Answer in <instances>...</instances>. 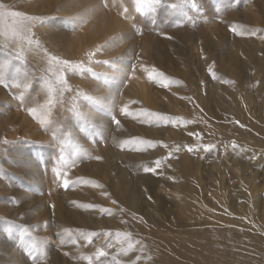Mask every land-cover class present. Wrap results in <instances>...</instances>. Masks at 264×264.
Here are the masks:
<instances>
[{
  "label": "rangeland",
  "instance_id": "1",
  "mask_svg": "<svg viewBox=\"0 0 264 264\" xmlns=\"http://www.w3.org/2000/svg\"><path fill=\"white\" fill-rule=\"evenodd\" d=\"M0 4V264H113L135 254L140 241L122 252L141 237L124 223L130 193L148 232L192 242L204 228L237 229L264 242V0H159L144 13L135 0ZM93 36L95 49L117 38L90 61ZM41 48L85 70L50 63ZM114 58L115 68L96 63ZM48 82L57 89L50 107ZM246 107L256 137L245 143L230 132ZM143 111L171 122L150 123Z\"/></svg>",
  "mask_w": 264,
  "mask_h": 264
},
{
  "label": "bare ground",
  "instance_id": "2",
  "mask_svg": "<svg viewBox=\"0 0 264 264\" xmlns=\"http://www.w3.org/2000/svg\"><path fill=\"white\" fill-rule=\"evenodd\" d=\"M98 36H101V34H97L96 38ZM96 38L95 36L91 38L90 49H95ZM248 108L246 107L247 111ZM241 112L242 109L240 110V118L235 125L237 132L230 133L246 143L251 138L256 137L252 135L249 129V126L255 125V120L251 117L249 111L248 117H243ZM261 120L264 122V118H261ZM130 198L131 193L124 198L123 202L126 212L124 223L132 234L142 238H131L128 243L140 241L142 247L135 250V254L124 257L121 264H132L133 261H135V264H141V261L145 259L154 260L158 264H193L194 260L199 264H264V242L262 239L257 236L246 235L237 229L224 231V233H206L204 228V234H201L198 238L196 237L192 242L183 238L167 236L160 232H148V229L136 217V213L141 210V207L137 206L134 209H129ZM131 200L133 204L136 203L134 197ZM112 229L113 231L117 230V224H114ZM198 240L202 242L200 246L196 244L199 242ZM117 250L118 248L112 250L113 256L117 253ZM137 256L140 257L139 260L136 259ZM82 264L85 263L82 261Z\"/></svg>",
  "mask_w": 264,
  "mask_h": 264
},
{
  "label": "snow or ice",
  "instance_id": "3",
  "mask_svg": "<svg viewBox=\"0 0 264 264\" xmlns=\"http://www.w3.org/2000/svg\"><path fill=\"white\" fill-rule=\"evenodd\" d=\"M136 2V11L138 13H144L146 11V8L145 6H147V10H154V6L159 3V0H135ZM105 6H107V0H105ZM173 7H175V5H173ZM5 8V5L3 4H0V9H4ZM95 9H89L87 10L88 12H93ZM125 12L127 11V9L125 8L124 10ZM9 15H11L12 17H19V16H23L24 19L26 20H36V19H42V18H37V17H29V16H26L24 14H21V13H18V12H11V13H8ZM4 15L3 12H0V16ZM72 21H73V30H75V22L77 21H81L82 20V17L81 16H77V17H72L70 18ZM235 30V29H233ZM14 35H18V33H13ZM117 37H113V38H110V41H107L105 42L104 45L102 46H98L95 50L93 51H90L87 53V56H88V59L91 61L92 58L96 55L97 52H99L101 50V48H106V47H109L110 43H111V39H116ZM20 39L23 41V40H26L27 41V44L28 45H35L37 48H40V42L36 39H33L31 36H20ZM41 51H43L47 56H48V59H49V62L50 63H55V64H58V65H62L64 68H67V69H75V70H80V71H84L85 70V67H84V62L83 61H80V62H77V63H73L72 61H69V60H62L61 58L57 57V56H54V55H51L47 52V49H42L41 48ZM22 59V55L20 57ZM118 58H114L113 60H110V61H96V63H103V64H107L109 65L110 67H113L115 68L116 67V60ZM143 67V66H142ZM88 71H91V69H88ZM155 71V70H153ZM104 76V80L102 81L103 83H108V75L105 73V74H102ZM160 74L159 73H156V76L158 77ZM149 78H154L153 77V73H149ZM0 83H4L5 84V87H8V84L5 83L4 79L3 78H0ZM57 83L59 85H64L66 86L67 84V81H66V78H65V74L63 72V70L60 71V73L58 74L57 76ZM17 87L19 85H16ZM167 86V85H165ZM27 87V85H26ZM47 89H48V94H49V100L47 102V107H50L53 103H54V99H53V95L54 93L57 91L56 88L53 87V85L51 84V82H48L47 83ZM22 95H21V99H22ZM83 99L85 101H88V102H91V103H96V104H102L105 102V98L104 97H94L92 95H89L87 93L84 94L83 96ZM29 111L35 115L36 112H37V109L33 108V109H29ZM122 111H125L127 112V105H125L123 108H122ZM143 115L147 116L149 119H148V122H153V120H155L156 122H160V121H163L165 123H168V122H171L170 118L165 116V115H162L160 113H154V112H147V111H143L142 112ZM117 124H119V121H115ZM40 123L42 125H45V124H48L50 123L49 119H48V116H44L40 119ZM5 143H7V141H5ZM143 143H149L148 141H143ZM235 146V145H233ZM204 149L206 151H211L215 146L212 145V144H207V145H204L203 146ZM193 149L192 148H189L188 151H192ZM62 151V150H61ZM96 159H101V157L97 156L95 157ZM61 161L64 162V163H67V161L64 160V157L63 155H61L60 157ZM156 164V167L155 168H152V167H146L144 170L147 171V172H154L156 171L157 168L160 167V161H156L155 162ZM59 175V173H57ZM69 185V181L67 179H65L63 181V186L64 187H68ZM89 207H94L92 205H89ZM24 231H27V229H24ZM66 232H69L70 234V230H65ZM95 235V234H93ZM125 236L127 237H130V233H126ZM90 242V241H89ZM73 243H75V241H73ZM140 242L139 241H135L134 243L132 242H129L128 246L126 249H122V252L123 254L127 255L128 252L130 251H133L134 248H135V244H139ZM98 255H106V253L103 251V250H100L98 252ZM89 260V264H91V258H86ZM137 260L140 259L139 256L136 257ZM113 264H121V261L120 260H114ZM132 264H135V261L132 262Z\"/></svg>",
  "mask_w": 264,
  "mask_h": 264
}]
</instances>
